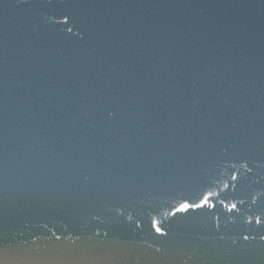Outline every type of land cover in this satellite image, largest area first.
<instances>
[{"label":"water","instance_id":"1","mask_svg":"<svg viewBox=\"0 0 264 264\" xmlns=\"http://www.w3.org/2000/svg\"><path fill=\"white\" fill-rule=\"evenodd\" d=\"M261 237L264 0H0L3 264H264Z\"/></svg>","mask_w":264,"mask_h":264},{"label":"snow or ice","instance_id":"2","mask_svg":"<svg viewBox=\"0 0 264 264\" xmlns=\"http://www.w3.org/2000/svg\"><path fill=\"white\" fill-rule=\"evenodd\" d=\"M235 179H236V177L233 176V180H235ZM214 195L218 196L219 193H213V192L209 191V192H207V193L202 197V199H201V201H200L199 203H192V204L187 203V202H186V203H183V204L180 206L179 211H187V210H189L190 208H202V207H204V206H206V205L209 206V207H215V204L211 202V198H212ZM220 202L223 203V201H220ZM236 207H237L236 204H232V205L229 207V211H231L232 209H235ZM256 222H257V223H260V218H259V217L256 218ZM154 227H156V231H157V232H160V233L163 234L162 229H161L160 227L156 226V223H155V222H154ZM105 235H107V234H105ZM56 239L59 240L60 237H56ZM244 239L247 240V239H248V236H245ZM261 239H264V237H261ZM0 264H3V261H0Z\"/></svg>","mask_w":264,"mask_h":264}]
</instances>
